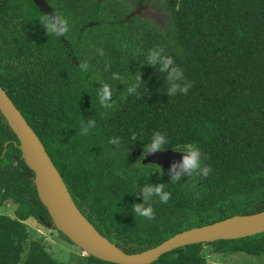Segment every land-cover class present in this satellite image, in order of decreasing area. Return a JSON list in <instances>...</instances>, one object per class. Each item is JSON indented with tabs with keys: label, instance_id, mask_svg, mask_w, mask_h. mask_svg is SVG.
I'll return each instance as SVG.
<instances>
[{
	"label": "trees",
	"instance_id": "1",
	"mask_svg": "<svg viewBox=\"0 0 264 264\" xmlns=\"http://www.w3.org/2000/svg\"><path fill=\"white\" fill-rule=\"evenodd\" d=\"M133 1L157 3L164 20L142 18ZM59 14L68 31L49 36L40 18ZM0 87L83 216L127 254L264 211V0H0ZM161 137L155 151L193 146L199 166L161 177L139 165ZM18 145L0 112V207L15 206L14 217L0 214V264H66L30 239L26 221L52 220ZM161 185L166 203L154 191L145 198ZM205 246L264 256V233L184 246L152 264H208ZM84 264L114 263L87 255Z\"/></svg>",
	"mask_w": 264,
	"mask_h": 264
},
{
	"label": "water",
	"instance_id": "2",
	"mask_svg": "<svg viewBox=\"0 0 264 264\" xmlns=\"http://www.w3.org/2000/svg\"><path fill=\"white\" fill-rule=\"evenodd\" d=\"M0 112L19 141L21 157L34 174L38 198L47 209L53 227L88 256L114 264H152L162 255L184 246L237 240L264 233V211L252 215H236L183 231L147 251L127 254L103 237L83 216L42 142L1 87ZM151 153H155L159 160L169 163L179 174L186 175L190 171L183 167L184 158L190 155L187 152Z\"/></svg>",
	"mask_w": 264,
	"mask_h": 264
},
{
	"label": "rangeland",
	"instance_id": "3",
	"mask_svg": "<svg viewBox=\"0 0 264 264\" xmlns=\"http://www.w3.org/2000/svg\"><path fill=\"white\" fill-rule=\"evenodd\" d=\"M135 13L142 18H146L153 23H161L165 18V13L159 8L157 3L147 1H133L130 3ZM177 153H184L174 151ZM139 165L152 166L153 170L161 177L181 176L173 170L169 163L158 159L155 153L144 150L138 153ZM194 170L190 169L189 173ZM15 206L6 204L0 207V214L14 217ZM30 239L39 241L45 250L56 260L66 264H84L87 255L74 244L62 238L53 225L44 226L34 219L25 222ZM208 264H264V256H250L245 253H233L225 255H214L213 247L205 246L204 254Z\"/></svg>",
	"mask_w": 264,
	"mask_h": 264
},
{
	"label": "clouds",
	"instance_id": "4",
	"mask_svg": "<svg viewBox=\"0 0 264 264\" xmlns=\"http://www.w3.org/2000/svg\"><path fill=\"white\" fill-rule=\"evenodd\" d=\"M40 22L43 25V27L46 29L48 35L53 36V37L64 34L65 32L68 31V28H69V21L67 17L60 15V14L58 17L43 16L40 18ZM169 63H172L171 59H168L166 61L165 66H167V64ZM82 67L86 70L87 65L85 64ZM184 91H187V89H184ZM109 95H110L109 88L107 85H105V87L102 90V94L100 96V101L102 104L107 100ZM91 128H92V125H91V122H89L88 126L86 127L82 126V132L87 134ZM162 141H163L162 137L157 140H154L153 143L151 144V149L153 151L159 149ZM114 142L115 141H109V143H114ZM185 150L189 151L190 155L184 158L183 167L186 169L195 170L199 166V163H200L198 159L200 155V151L199 149L193 146L186 147ZM205 175H207V171H205ZM163 187H164L163 185L156 187L155 189H152L151 187H145L143 189L144 193L146 194L145 198L146 199L148 198L147 196L148 193H151L154 191L156 194H160V201L162 203H166L168 201L169 194L167 192H164L163 194H161V189ZM134 211L138 214L139 217H146L148 219H151L154 215L152 208H148L145 210L142 208L141 205H135Z\"/></svg>",
	"mask_w": 264,
	"mask_h": 264
}]
</instances>
